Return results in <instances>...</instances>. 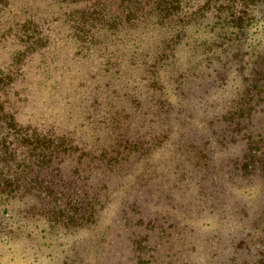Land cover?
<instances>
[{
	"label": "trees",
	"instance_id": "1",
	"mask_svg": "<svg viewBox=\"0 0 264 264\" xmlns=\"http://www.w3.org/2000/svg\"><path fill=\"white\" fill-rule=\"evenodd\" d=\"M259 30L264 0H0V199L60 264H264Z\"/></svg>",
	"mask_w": 264,
	"mask_h": 264
},
{
	"label": "rangeland",
	"instance_id": "2",
	"mask_svg": "<svg viewBox=\"0 0 264 264\" xmlns=\"http://www.w3.org/2000/svg\"><path fill=\"white\" fill-rule=\"evenodd\" d=\"M257 26L259 27L258 24ZM259 29L261 30L262 28L259 27ZM260 30L257 35H253L255 42L258 40L260 42L264 41L261 40L264 39V34H259ZM86 84L90 85V87L92 86L91 81ZM36 87L37 90L41 89L40 85H36ZM67 110L68 108L64 103L48 100L47 113L49 117L60 118V115L63 112L65 114ZM75 110L78 111V108L76 107ZM33 111L36 113V110ZM79 111L77 114L80 113ZM22 198L26 203H23V200L21 202L18 201L17 197L7 199V203L2 202L3 199H0V264H60L69 248V244L66 242L67 238L63 236L65 229L57 227L56 224L49 226V219L45 220V218L39 217L38 214H23L21 209H23L24 204L38 203L39 200L29 193L22 195ZM121 219L122 217H117L116 225L122 231L125 244H128L130 242H128L126 236L130 235L132 226L123 225ZM194 224L196 226V222ZM114 231L111 234V241L118 237L115 236ZM88 234L89 232L84 230L79 236L83 240H87ZM169 243L173 245L175 251L178 250L180 246V244H177L178 242L170 241ZM162 246L164 247L165 245H156L158 249ZM114 247L115 254L123 250V245ZM123 253V258L130 254L128 246L125 247ZM121 261L116 258L115 264H121ZM123 262H126V259H123Z\"/></svg>",
	"mask_w": 264,
	"mask_h": 264
}]
</instances>
